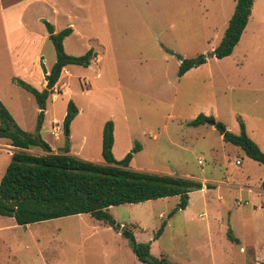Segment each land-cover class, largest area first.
<instances>
[{"label": "rangeland", "instance_id": "1", "mask_svg": "<svg viewBox=\"0 0 264 264\" xmlns=\"http://www.w3.org/2000/svg\"><path fill=\"white\" fill-rule=\"evenodd\" d=\"M234 5L235 0H0V97L22 129L34 130L38 107L13 81L9 43L16 40L39 55L35 69L40 61L49 69L37 87L43 89L56 61L43 20L58 31L70 26L65 52L80 55L92 48L96 57L87 66L68 64L67 73L61 69L53 85V93H60L46 100L41 134L102 163V127L112 120L116 160L139 143L131 169L214 184L207 192L190 191L185 208H179L178 195L112 205L115 227L89 213L25 225L0 215V264H147L121 234L123 226L136 241L149 243L151 256L172 264L263 263L264 216L253 205L264 208V165L223 141L213 125L188 124L200 113L213 115L237 134L240 118L264 152V0H253L232 52L220 59L211 55ZM178 55H206V61L179 76ZM68 100L78 113L68 134L64 130L54 139L52 118L63 121ZM5 159L0 150V179ZM229 229L240 242L228 237Z\"/></svg>", "mask_w": 264, "mask_h": 264}, {"label": "trees", "instance_id": "2", "mask_svg": "<svg viewBox=\"0 0 264 264\" xmlns=\"http://www.w3.org/2000/svg\"><path fill=\"white\" fill-rule=\"evenodd\" d=\"M252 4L253 0H235L233 12L219 44L211 53L212 56L220 59L232 52L247 24ZM43 22L56 56L49 74L45 76H52L55 66H58V72L49 88L43 89H37L25 80L13 77L17 85L33 95L37 104L38 113L33 131L22 129L0 101V137L9 139L10 144L16 148L12 151L10 161L0 179V215L11 216L17 224L25 225L61 216L89 213L95 219L115 227L117 226L115 220L108 212V208L112 205L139 203L178 195L179 208H185L188 204L189 192L200 189L202 183L194 178L129 168L133 154L140 149L139 143H135L123 158L116 160L112 153L114 141L112 120H106L102 127L103 163L70 154L67 147H64L61 153L51 151L40 133L46 99L50 92H53V85L64 66L68 64L87 66L95 58L96 53L90 48L80 55L67 54L63 39L71 33L72 28L66 26L55 31L53 24L47 20ZM178 58L179 76L191 67L206 61V55L197 58H183L178 55ZM40 63L41 70L45 73L46 69L41 61ZM77 112L75 103L68 100L62 121L63 129L67 134L69 124ZM203 123L213 125L225 142L239 146L248 157L264 165V152L247 135L245 125L240 118V131L237 134L228 130L213 115L200 113L188 122L190 125ZM33 147L40 148L44 153L34 154L27 151ZM206 186L210 187L209 184ZM261 187L264 189V179L261 181ZM163 227L164 223L157 233L162 232ZM121 234L129 240L132 251L140 261L147 264H172L163 256L159 258L151 256L149 243L136 241L127 226L122 227ZM227 235L231 240L237 241L231 229L228 230Z\"/></svg>", "mask_w": 264, "mask_h": 264}, {"label": "crops", "instance_id": "3", "mask_svg": "<svg viewBox=\"0 0 264 264\" xmlns=\"http://www.w3.org/2000/svg\"><path fill=\"white\" fill-rule=\"evenodd\" d=\"M19 2H20V0H18ZM9 2V1H8ZM15 2H17V1H14V2H9L8 4H10V5H13V3H15ZM2 3H3V1H2ZM53 27H54V25H53ZM54 30L55 31H58L55 27H54ZM73 30L74 29H72V31H71V33L70 34H72L73 33ZM69 34V35H70ZM69 35H67V36H69ZM66 36V37H67ZM65 39V38H64ZM63 39V40H64ZM16 40H14V41H12V42H10L9 44V46H8V50H7V62L8 63H11V68L13 69V70H15V75L13 74V77L14 76H16V77H22L21 79H26V78H28L26 75H30V78H35L36 80H37V83H35V82H32L31 81V83H33V84H31L30 82H28V83H30L31 85H33L34 87H41V85H43L42 84V79H43V72H42V70L40 69V68H38V70H36L35 68H37L38 67V64L37 65H35L34 64V61H33V59L34 58H36L37 59V61L39 62V59H40V57H39V55H37V53H35L31 48L30 49H28L27 50V48L24 46L23 48H22V44L20 43V42H15ZM26 48V49H25ZM8 55H10V59H9V56ZM96 57V56H95ZM32 65L31 67V70H29L28 71V67H27V65ZM44 64V63H43ZM67 66V65H66ZM66 66H64L63 68H64V70H65V72L67 73L68 72V69H67V67ZM44 67H45V65H44ZM45 69L47 70V71H49V69H47L46 67H45ZM188 71V70H187ZM18 72V73H17ZM32 80V79H31ZM59 80H60V78H59ZM58 80V81H59ZM26 81V80H25ZM37 89H39V88H37ZM59 93L60 92H57V93H53V92H50V94H51V96H52V100H54V99H56L57 97H58V95H59ZM49 94V95H50ZM55 97H54V96ZM48 98V97H47ZM47 100V99H46ZM0 101L3 103V104H5L4 103V101H3V99H2V97H0ZM46 105V104H45ZM46 112H47V109H45L44 110V119H43V123H44V121H45V119H46ZM78 113V112H77ZM64 115H65V112H64ZM76 116V115H75ZM75 118V117H74ZM73 118V119H74ZM72 119V120H73ZM54 122H57V126L59 127V130L57 131V133L56 134H53L52 132V134L54 135V139H58V137H59V133H61V132H63L64 131V129H63V125H62V121H60L58 118H56V117H53L52 118V121H51V123L53 124ZM72 122V121H71ZM70 122V123H71ZM43 123H42V126H43ZM42 126H41V128H42ZM51 128H52V126H51ZM52 131V130H51ZM113 131H114V125H113ZM68 132H69V129H68ZM40 133H41V129H40ZM113 135H114V133H113ZM221 135V134H220ZM41 136H42V138L48 143V145L50 146V149H51V151L53 152V153H61V152H63L64 151V147H62V146H60V145H58L55 141H54V143L53 142H50L47 138H45L42 134H41ZM224 141V140H223ZM113 143H114V141H113ZM230 143V142H229ZM113 147V146H112ZM16 148L14 147V146H12L11 144H10V141H9V139H7V138H5V137H0V150L1 151H4L5 153H6V159H5V163H4V165L5 166H7V164L9 163V161H10V157H11V153H12V151H14ZM38 152L41 154V153H44V151L43 150H38ZM70 154H73V155H75V156H77V157H80V158H82V159H86V160H89V158L88 157H86V156H83L82 154H80V153H78V151H75V150H73V151H71L70 149H69V151H68ZM88 158V159H87ZM118 158V157H117ZM250 158V157H249ZM91 160H94V162H99V161H96L95 159H92V158H90ZM90 160V161H91ZM103 160V159H102ZM103 163V162H102ZM241 162L239 161V163H237V164H240ZM130 164V163H129ZM263 165V164H262ZM129 168H131V167H129ZM264 179V177L263 178H261L260 179V181H262ZM200 182L202 183V187L200 188V189H198V190H200L201 192H207V190L208 189H210V187H207L206 186V184H209L210 183V186H211V184L212 185H214L213 183H212V181H210V180H205V179H201L200 180ZM261 183V182H260ZM261 185V184H260ZM212 187V186H211ZM263 189V188H262ZM264 190V189H263ZM188 200H189V198H188ZM129 204V203H128ZM253 207H254V210H258V211H260V214L262 215V216H264V208L263 207H259V206H257V205H253ZM232 230V229H231ZM232 232H233V230H232ZM233 236L235 237V238H237V242H240V239H239V237H237L236 235H234L233 234Z\"/></svg>", "mask_w": 264, "mask_h": 264}, {"label": "water", "instance_id": "4", "mask_svg": "<svg viewBox=\"0 0 264 264\" xmlns=\"http://www.w3.org/2000/svg\"><path fill=\"white\" fill-rule=\"evenodd\" d=\"M57 72H58V66H55V68H54V72H53V75L50 76V77L48 78V80H47L46 88H49V86H50V84H51L53 78L56 77ZM212 122H213V121H211V123H212Z\"/></svg>", "mask_w": 264, "mask_h": 264}, {"label": "built area", "instance_id": "5", "mask_svg": "<svg viewBox=\"0 0 264 264\" xmlns=\"http://www.w3.org/2000/svg\"><path fill=\"white\" fill-rule=\"evenodd\" d=\"M58 130H59V127L57 126V122H54V123L52 124V131H51V132H52L53 134H56ZM198 162L201 163V160L199 159ZM235 162H236V163H239V160L236 159Z\"/></svg>", "mask_w": 264, "mask_h": 264}]
</instances>
